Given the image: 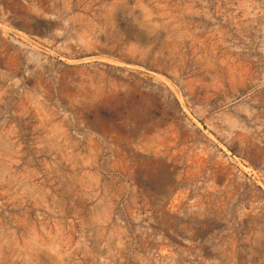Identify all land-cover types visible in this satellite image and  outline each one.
<instances>
[{
    "label": "rangeland",
    "instance_id": "374dc122",
    "mask_svg": "<svg viewBox=\"0 0 264 264\" xmlns=\"http://www.w3.org/2000/svg\"><path fill=\"white\" fill-rule=\"evenodd\" d=\"M0 264H264V0H0Z\"/></svg>",
    "mask_w": 264,
    "mask_h": 264
}]
</instances>
